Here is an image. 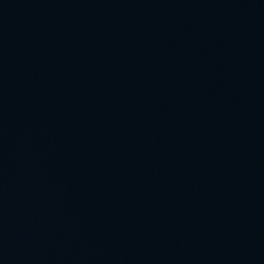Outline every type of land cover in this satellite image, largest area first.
<instances>
[{
    "label": "water",
    "instance_id": "1",
    "mask_svg": "<svg viewBox=\"0 0 264 264\" xmlns=\"http://www.w3.org/2000/svg\"><path fill=\"white\" fill-rule=\"evenodd\" d=\"M0 264H264V0H0Z\"/></svg>",
    "mask_w": 264,
    "mask_h": 264
}]
</instances>
